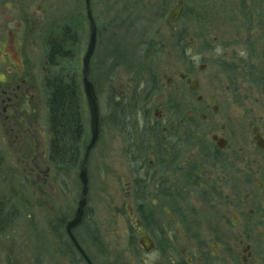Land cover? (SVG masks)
Returning <instances> with one entry per match:
<instances>
[{
  "label": "rangeland",
  "instance_id": "374dc122",
  "mask_svg": "<svg viewBox=\"0 0 264 264\" xmlns=\"http://www.w3.org/2000/svg\"><path fill=\"white\" fill-rule=\"evenodd\" d=\"M57 1L47 3L48 10L51 7L54 12L51 14L54 20L51 30L59 29L65 13L68 19L77 16V24L69 23L74 27L77 25L76 61L81 71L90 39L86 2ZM253 1L247 4L256 5L254 21L258 23L259 36L264 43V1ZM176 3L177 0H92L98 41L91 59L90 80L98 96L101 131L88 158L86 215L74 233L84 241L83 247L95 264H142L130 246L135 234L130 230L125 204L122 203L125 196L123 178L130 160L125 147V126L135 117V110L128 102L137 81L145 88L153 83L156 75L154 80L159 79L162 95L174 94L173 100L176 101H197L199 96L205 104L225 100L226 89L220 86L219 79L220 69L224 67L220 44L243 15L237 11L232 15L228 13V9L240 4L241 0H184L179 22L170 25L168 15ZM10 13L7 10L5 15ZM246 14L251 15L249 12ZM3 25L4 17L0 13V73L13 68L10 63L3 64L6 59L16 63L10 47L3 42L6 40L1 29ZM210 32L218 37L216 43ZM34 36L39 39L32 47L28 64L29 67L36 64L39 69L45 64L47 48L39 32ZM2 52L7 57L2 56ZM203 65L206 68L199 70ZM44 76L45 71L37 70L34 78H25L28 84L30 81L36 84L31 93L38 99L35 102L26 100L25 105L36 111L31 118L28 115L22 122L18 119L23 128L11 130L7 126L2 116L0 97V199L13 210L11 226L0 236V264H77L76 251L70 247L65 225L75 216L81 189L63 192L47 161L50 135ZM189 76L199 81L200 86L195 93L184 81ZM12 78L16 80L13 83L9 82ZM20 82L16 74L14 77L8 75L7 83H0V88ZM175 86L179 87L176 93ZM256 97L260 98L252 94L248 100L255 109L253 102ZM83 114L89 143L90 114L85 94ZM226 173L228 193L229 185H236V197L241 199L244 189H241L239 180L243 174L224 172L218 167L214 169L218 179L227 176ZM92 234L97 236L99 243L92 242Z\"/></svg>",
  "mask_w": 264,
  "mask_h": 264
},
{
  "label": "flooded vegetation",
  "instance_id": "af4514ba",
  "mask_svg": "<svg viewBox=\"0 0 264 264\" xmlns=\"http://www.w3.org/2000/svg\"><path fill=\"white\" fill-rule=\"evenodd\" d=\"M252 1L241 0L242 4L228 9L230 15L236 11L243 15L220 44L224 67L219 79L226 89L224 101L205 104L201 96L197 101L173 100L174 94L162 95L156 75L151 85L143 88L138 80L133 87L128 103L135 117L125 126L130 160L123 178L122 203L135 234L130 246L142 264H264V43L254 21L256 5L247 4ZM47 3L51 0H0L3 42L16 61L5 58L3 64L10 63L13 68L0 73V83H7L8 75L15 74L21 81L0 88L3 120L11 130L23 128L18 119L22 122L36 111L25 105L26 100L38 99L31 93L36 84H28L25 78H34L37 70L46 71L45 64L38 69L36 64L29 67L28 61L39 39L34 35L39 32L46 44L54 32V12L51 7L48 10ZM7 10L11 11L8 16ZM64 16L59 28L73 27L78 34L77 16ZM69 21L76 22V27ZM43 29L48 31L43 33ZM211 34L216 43L218 37ZM203 68L206 65L199 70ZM188 78H197H184L188 89L197 92L190 89ZM15 81L12 78L9 82ZM178 89L175 86L174 92ZM252 94L260 96L253 102L256 109L248 103ZM216 167L243 174L239 180L244 189L241 199L236 197V185H229L228 193V175L218 179ZM77 227L73 235L82 251L66 231L77 264H90L88 259L95 264L83 247L84 241L74 233ZM94 235L92 242L99 243Z\"/></svg>",
  "mask_w": 264,
  "mask_h": 264
},
{
  "label": "trees",
  "instance_id": "16d2710c",
  "mask_svg": "<svg viewBox=\"0 0 264 264\" xmlns=\"http://www.w3.org/2000/svg\"><path fill=\"white\" fill-rule=\"evenodd\" d=\"M78 41L76 30L68 27L54 31L46 42L43 82L50 135L47 161L63 192L82 190L79 174L89 139L83 114L82 72L76 61ZM12 219L13 210L0 199V236Z\"/></svg>",
  "mask_w": 264,
  "mask_h": 264
},
{
  "label": "water",
  "instance_id": "95a60500",
  "mask_svg": "<svg viewBox=\"0 0 264 264\" xmlns=\"http://www.w3.org/2000/svg\"><path fill=\"white\" fill-rule=\"evenodd\" d=\"M87 5V14L88 19L90 21V39L89 44L86 50V53L83 57V69H82V83H83V90L84 94L87 100L89 114H90V131H91V138L90 142L87 146L84 161L81 166L79 178L82 183V190H81V196L78 202V206L75 212V216L72 220H70L66 226V231L68 235L72 238V240L75 242L77 247L81 250L79 247L74 235H73V229L77 227L84 215L85 210L88 202V193H89V176H88V170H87V162L90 155L91 150L97 143L99 136H100V109H99V103H98V96L95 89V85L90 80L89 74H90V61L94 54L96 44H97V25L92 15L91 10V0H86ZM184 7V0H177L176 5L171 9L169 15H168V22L170 24H175L179 21L182 11ZM187 84H189L190 89L193 91H197L199 88V82L197 79L191 80L190 78L187 79ZM82 251V250H81ZM88 261L91 263V261L88 259Z\"/></svg>",
  "mask_w": 264,
  "mask_h": 264
}]
</instances>
